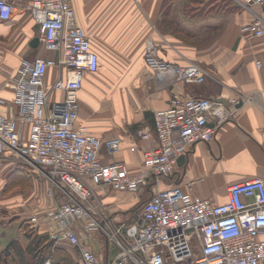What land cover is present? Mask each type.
I'll return each mask as SVG.
<instances>
[{"label": "built area", "instance_id": "built-area-1", "mask_svg": "<svg viewBox=\"0 0 264 264\" xmlns=\"http://www.w3.org/2000/svg\"><path fill=\"white\" fill-rule=\"evenodd\" d=\"M246 7L264 0H238ZM39 24V38L57 57L24 58L6 82L15 93L17 113L0 108V156L12 154L40 169L49 181L52 205L35 211L32 223H49L55 243L67 241L77 248L82 264H104L90 239L103 233L118 252L112 264H264V179L233 183L228 199L215 202L175 184L162 188L161 179L175 169L188 148L210 141L232 111L210 96L175 95L167 108L154 115L158 143L144 152L143 168L131 172L125 162L103 161L106 145L116 153L119 137L105 141L80 119V89L86 73L100 65L98 52L77 23L72 0H30L24 6ZM17 10L13 0H0V21ZM248 38L264 34V18L256 15L240 27ZM146 62L160 77L172 82L203 83L207 70L198 62L177 63L148 50ZM261 65V61H258ZM56 66L59 75L50 85L47 74ZM54 91L63 97L52 98ZM150 134L142 132V138ZM150 180L156 190L134 223L117 224L92 198L104 191H142ZM56 191L66 200L58 202Z\"/></svg>", "mask_w": 264, "mask_h": 264}, {"label": "crops", "instance_id": "crops-1", "mask_svg": "<svg viewBox=\"0 0 264 264\" xmlns=\"http://www.w3.org/2000/svg\"><path fill=\"white\" fill-rule=\"evenodd\" d=\"M13 1L17 6L13 17L0 21V108L10 117L17 113L18 107L14 90L6 82L22 60L58 56L44 48L38 22L24 8L30 0ZM187 1L72 0L77 23L84 28L100 57L98 70L86 73L79 92L80 119L104 141L111 137L121 139L114 154L103 144L100 154L104 162L122 161L131 172H138L143 168L145 150L158 143L155 112L169 107L173 96L225 99L228 103H223L232 111L230 118L212 140L191 145L184 159H179L174 171L163 176L160 183L162 188L180 184L186 191L191 183L195 194L225 202L233 183L254 177L264 179V34L248 38L240 30L243 23L256 15L264 18V3H250L246 7L238 0H224V8L206 12L209 18L194 22L199 34L193 41L186 37ZM148 50L177 63L196 61L207 70V78L203 83L164 79L147 64ZM58 70L56 66L49 68V85L59 75ZM62 97L60 91L52 94L54 100ZM241 100L242 105L237 106ZM143 131L150 134L148 139L142 138ZM7 160L6 155L0 156V163ZM9 182L0 179V211L7 212V218H0V225L10 227L16 223L18 227L8 243L24 229L23 223L48 230L49 223L29 220L35 211L42 214L51 207L48 193L39 209L36 206L24 214L17 213L23 200L20 197L23 186L19 182L14 184L18 187L15 191L20 193L15 196L18 204L6 203L10 198H5L11 193L5 188ZM156 188L155 181L150 180L145 187L149 198ZM141 192L113 188L104 191L96 187L92 200L101 203L100 208L113 216L117 224H129L134 222H129L127 212L144 194ZM55 197L58 202L66 200L59 191ZM90 245L104 264L113 263L118 249L103 233H95Z\"/></svg>", "mask_w": 264, "mask_h": 264}, {"label": "rangeland", "instance_id": "rangeland-1", "mask_svg": "<svg viewBox=\"0 0 264 264\" xmlns=\"http://www.w3.org/2000/svg\"><path fill=\"white\" fill-rule=\"evenodd\" d=\"M209 2L210 0L204 1V4L195 3L189 0L186 2V9L188 12L187 13L188 24L186 26V31H187L188 40L194 41L196 35L199 34L198 25L194 22L201 19L198 13H204L203 11L204 7H207L206 12L209 13L211 11H214L215 9L218 10L222 9L221 7H223L224 5L223 2L218 1L215 2L216 4H213V6H211ZM206 17L209 18L208 14H206L204 18ZM6 156L8 157V160L6 162L0 163V179L1 180L12 179L13 182L10 186L6 185L5 187L6 189H9L11 193L10 195H7L8 193L6 194L7 197L5 198V200L7 198L10 199L4 202L7 203L8 201H11L12 204L13 203L18 204L15 200L17 199L16 197H19L20 193L15 191V189H17L18 187H16L14 183L19 182L23 186L21 191L22 195H20V197H22L23 200L22 203L20 202L21 208L17 213L21 211V213L24 214V211L29 212L31 211V209H34L36 206L39 209V207H41L40 204L46 201V197H47L46 190H47V186L49 185L48 179L45 177V175L40 169L26 164L21 158L12 154H6ZM143 191L144 194H142L139 197V199L136 200L132 209L127 212L128 213L127 218L129 217V222H135L139 218L143 204L149 198V193L145 192V189L142 190L141 193H143ZM122 200L125 199L123 198ZM22 205L24 206V208L22 207ZM15 210H17V208ZM0 212H1L0 218H7L6 211L2 212L1 210ZM121 220H123L122 216H121ZM17 227L18 225L16 223H13L10 227L0 225V263L1 264H6L9 262H12L13 264H23V262L26 261L36 262V260L38 259V257L36 256L38 249L39 251H42L44 255V261L42 264H53L54 258L61 255L66 256L67 257L66 259L70 264H81L80 255L78 251L73 246L69 245L67 241L64 242L61 241L59 243H55L53 240H51L49 232L47 230H45L46 233H44L46 234L47 240L45 239L44 242L40 243V246H38V248L33 251L29 249L27 250L26 248L28 247L27 245L29 243L32 246L36 245L37 243L36 241L41 236H36L33 234L32 237L25 234L24 233L26 230L25 227L24 229H22V231L17 233L18 235H16V237L13 239L14 243H12L11 248L10 247L7 248L6 247L7 243L11 239V237L15 235ZM111 245H113V243H111ZM18 248L19 249L21 248L20 250H22V255H21L22 257H20Z\"/></svg>", "mask_w": 264, "mask_h": 264}, {"label": "trees", "instance_id": "trees-1", "mask_svg": "<svg viewBox=\"0 0 264 264\" xmlns=\"http://www.w3.org/2000/svg\"><path fill=\"white\" fill-rule=\"evenodd\" d=\"M189 1H193V2H195V3H199V4H204V1H208V0H189ZM217 1H219V2H224V0H213V1H211L210 0V2H209V4H216L215 2H217ZM225 6V5H224ZM206 8L207 7H204V9H203V11H204V13H198V15H199V17L200 18H204L205 16H206ZM205 15V16H204ZM181 35H182V32H181ZM186 37H187V39H188V36H187V34H186ZM8 177V176H7ZM10 182L8 183L9 185L8 186H10L11 184H12V179L11 180H9ZM15 184V183H14ZM22 226H24L25 227V234H27V235H29V236H32L33 237V234L34 235H36V236H41L36 242V245H31L30 243L27 245L28 247H26L27 248V250L29 249V250H35V249H37L38 248V246H40V243H42V242H44V240L46 239L47 240V237H46V234H44V233H46V231L45 230H41L40 228H37L36 226H31L29 223H23V225ZM38 234H40V235H38ZM33 242V241H32ZM12 243H14V240H11L8 244H7V248L8 247H10L11 248V246H12ZM5 247V248H6ZM21 249V248H20ZM19 248H18V252L20 253V257H22L21 255H22V250H20ZM61 255V254H60ZM37 257H38V259L36 260V262L35 261H32V262H28V261H26V262H23V264H42L43 263V261H44V255H43V252L42 251H39V249L37 250V255H36ZM67 257L66 256H63V255H61V256H58V257H55L54 258V262H53V264H70L68 261H67V259H66ZM9 262V261H8ZM80 262H81V264H82V261H81V257H80ZM1 264V263H0ZM6 264H13L12 262H9V263H6Z\"/></svg>", "mask_w": 264, "mask_h": 264}, {"label": "water", "instance_id": "water-1", "mask_svg": "<svg viewBox=\"0 0 264 264\" xmlns=\"http://www.w3.org/2000/svg\"><path fill=\"white\" fill-rule=\"evenodd\" d=\"M216 100H218V101H222V102H226V103H228L225 99H222V98H220V97H216L215 98ZM242 103H243V101L241 100V101H239V103H238V105L237 106H240V105H242ZM184 159V156H182L181 158H180V161H182Z\"/></svg>", "mask_w": 264, "mask_h": 264}]
</instances>
